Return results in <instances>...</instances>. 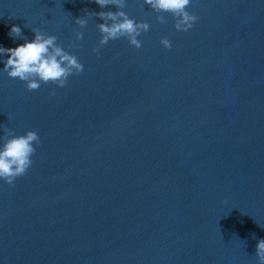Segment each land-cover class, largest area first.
Masks as SVG:
<instances>
[{"label":"clouds","instance_id":"9594fccd","mask_svg":"<svg viewBox=\"0 0 264 264\" xmlns=\"http://www.w3.org/2000/svg\"><path fill=\"white\" fill-rule=\"evenodd\" d=\"M102 8L106 5H116L118 10L91 12L85 10L86 15L98 16L104 22L97 24L101 33L99 45L93 48V52L99 55V47L106 45L110 40H117L121 37L140 48L142 41L137 37L149 31L150 25L146 21H136L130 18L123 10L127 7L126 0H93ZM151 9L158 13L156 20L159 23H166L164 13L170 14L175 23L174 27L178 31L190 30L198 17L188 11L191 0H143ZM75 23L81 28L85 27L87 20L83 17L74 18ZM25 27H28L25 24ZM34 32V39L17 45L14 48L0 46V54L7 53L8 58L4 61L3 71L10 78H18L26 82L28 91L37 90L41 84H54L58 87H65L69 76L79 75L84 70V65L77 56L65 50L59 43L55 35L45 34L39 28H31ZM9 35L15 38H23L21 28L12 25ZM83 39V32L77 31L75 39L68 44L69 48H79L76 41ZM160 43L170 49L171 41L167 37H161ZM52 89L49 95H55ZM4 135L0 137L3 141L0 144V179L9 186H13L16 178L27 173L32 165V156L40 145V137L34 130H28L23 135H15L14 130L8 127L3 128ZM255 254L258 264H264V239H260L256 245Z\"/></svg>","mask_w":264,"mask_h":264},{"label":"water","instance_id":"95a60500","mask_svg":"<svg viewBox=\"0 0 264 264\" xmlns=\"http://www.w3.org/2000/svg\"><path fill=\"white\" fill-rule=\"evenodd\" d=\"M188 11L264 54V0H191Z\"/></svg>","mask_w":264,"mask_h":264}]
</instances>
